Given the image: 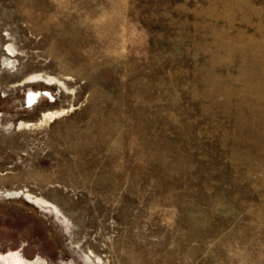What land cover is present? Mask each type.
<instances>
[{"label":"rangeland","instance_id":"obj_1","mask_svg":"<svg viewBox=\"0 0 264 264\" xmlns=\"http://www.w3.org/2000/svg\"><path fill=\"white\" fill-rule=\"evenodd\" d=\"M11 251L264 264V0H0Z\"/></svg>","mask_w":264,"mask_h":264},{"label":"flooded vegetation","instance_id":"obj_2","mask_svg":"<svg viewBox=\"0 0 264 264\" xmlns=\"http://www.w3.org/2000/svg\"><path fill=\"white\" fill-rule=\"evenodd\" d=\"M11 260L14 261L15 264H42L43 262L40 259L28 260L23 257H20L19 254L15 253L14 251L8 253H0V264H7L4 263V260ZM60 264H74L72 261H63Z\"/></svg>","mask_w":264,"mask_h":264},{"label":"bare ground","instance_id":"obj_3","mask_svg":"<svg viewBox=\"0 0 264 264\" xmlns=\"http://www.w3.org/2000/svg\"><path fill=\"white\" fill-rule=\"evenodd\" d=\"M6 261V260H5ZM8 264H15L14 261L8 260Z\"/></svg>","mask_w":264,"mask_h":264}]
</instances>
